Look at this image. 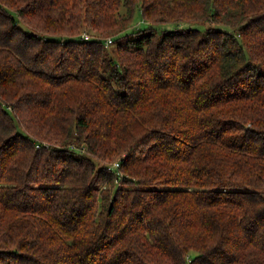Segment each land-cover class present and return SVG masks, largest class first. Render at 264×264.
Masks as SVG:
<instances>
[{
  "label": "trees",
  "instance_id": "1",
  "mask_svg": "<svg viewBox=\"0 0 264 264\" xmlns=\"http://www.w3.org/2000/svg\"><path fill=\"white\" fill-rule=\"evenodd\" d=\"M0 264H264V0H0Z\"/></svg>",
  "mask_w": 264,
  "mask_h": 264
},
{
  "label": "rangeland",
  "instance_id": "2",
  "mask_svg": "<svg viewBox=\"0 0 264 264\" xmlns=\"http://www.w3.org/2000/svg\"><path fill=\"white\" fill-rule=\"evenodd\" d=\"M121 12H124V10L122 9ZM179 24H182V25H189L190 24H187V23H179ZM132 28L134 29H144L145 27L148 26V24L142 19V16H141V11L140 9L138 8L135 12V15H134V19H133V23H132ZM155 28H157L158 30H165V29H172L175 27V24L173 23H166V24H160V25H154Z\"/></svg>",
  "mask_w": 264,
  "mask_h": 264
},
{
  "label": "built area",
  "instance_id": "3",
  "mask_svg": "<svg viewBox=\"0 0 264 264\" xmlns=\"http://www.w3.org/2000/svg\"><path fill=\"white\" fill-rule=\"evenodd\" d=\"M81 37L83 38V39H89L90 38V35L86 32V31H83L82 32V34H81ZM112 43V39L111 38H109V39H107V41H106V44L107 45H110ZM120 167V163H119V161H115L111 166H109V169L111 170H116V169H118Z\"/></svg>",
  "mask_w": 264,
  "mask_h": 264
}]
</instances>
